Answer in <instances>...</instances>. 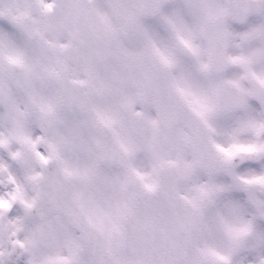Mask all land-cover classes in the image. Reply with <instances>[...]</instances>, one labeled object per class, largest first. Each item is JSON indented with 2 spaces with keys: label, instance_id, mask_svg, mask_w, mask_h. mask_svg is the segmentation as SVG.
<instances>
[{
  "label": "snow or ice",
  "instance_id": "1",
  "mask_svg": "<svg viewBox=\"0 0 264 264\" xmlns=\"http://www.w3.org/2000/svg\"><path fill=\"white\" fill-rule=\"evenodd\" d=\"M0 264H264V0H0Z\"/></svg>",
  "mask_w": 264,
  "mask_h": 264
}]
</instances>
